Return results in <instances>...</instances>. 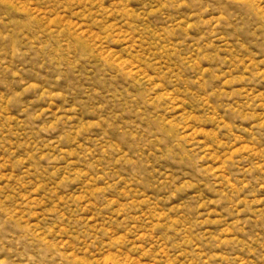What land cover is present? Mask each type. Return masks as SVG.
<instances>
[{"label":"rangeland","instance_id":"1","mask_svg":"<svg viewBox=\"0 0 264 264\" xmlns=\"http://www.w3.org/2000/svg\"><path fill=\"white\" fill-rule=\"evenodd\" d=\"M0 264H264V0H0Z\"/></svg>","mask_w":264,"mask_h":264}]
</instances>
